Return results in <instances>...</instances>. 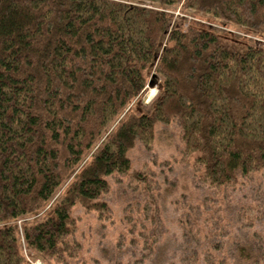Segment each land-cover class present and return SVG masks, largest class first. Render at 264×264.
Returning <instances> with one entry per match:
<instances>
[{
	"label": "trees",
	"instance_id": "obj_1",
	"mask_svg": "<svg viewBox=\"0 0 264 264\" xmlns=\"http://www.w3.org/2000/svg\"><path fill=\"white\" fill-rule=\"evenodd\" d=\"M180 4L264 33V0H0V264L61 258L75 205L107 212L109 175L145 178L127 152L157 122L210 186L264 170V43Z\"/></svg>",
	"mask_w": 264,
	"mask_h": 264
},
{
	"label": "rangeland",
	"instance_id": "obj_2",
	"mask_svg": "<svg viewBox=\"0 0 264 264\" xmlns=\"http://www.w3.org/2000/svg\"><path fill=\"white\" fill-rule=\"evenodd\" d=\"M171 12L185 22L206 21L264 43L262 32L220 24L201 12L185 13L181 4ZM156 92L157 87L147 86L141 102L148 105ZM127 154L132 170L145 178L109 175V187L100 196L107 212L75 205L77 227L64 237L61 258H48L50 264H178L181 256L193 253L212 264H264V170L238 173L225 185L204 183L197 153L184 152L175 120L157 122L153 141L137 139Z\"/></svg>",
	"mask_w": 264,
	"mask_h": 264
},
{
	"label": "bare ground",
	"instance_id": "obj_3",
	"mask_svg": "<svg viewBox=\"0 0 264 264\" xmlns=\"http://www.w3.org/2000/svg\"><path fill=\"white\" fill-rule=\"evenodd\" d=\"M35 264H39L38 262H36Z\"/></svg>",
	"mask_w": 264,
	"mask_h": 264
}]
</instances>
